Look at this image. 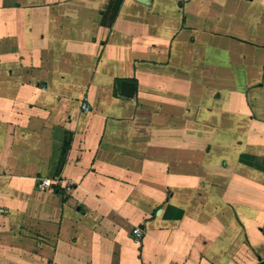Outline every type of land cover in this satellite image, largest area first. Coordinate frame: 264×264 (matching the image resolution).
Segmentation results:
<instances>
[{
    "label": "crops",
    "instance_id": "0c3cea01",
    "mask_svg": "<svg viewBox=\"0 0 264 264\" xmlns=\"http://www.w3.org/2000/svg\"><path fill=\"white\" fill-rule=\"evenodd\" d=\"M0 210V264H264V0H0Z\"/></svg>",
    "mask_w": 264,
    "mask_h": 264
},
{
    "label": "built area",
    "instance_id": "2783aa9c",
    "mask_svg": "<svg viewBox=\"0 0 264 264\" xmlns=\"http://www.w3.org/2000/svg\"><path fill=\"white\" fill-rule=\"evenodd\" d=\"M58 179H52V178H43L40 182H39V187L42 190H45L47 188H50L51 185H53L54 183H57ZM0 212H2V210H0ZM133 234L134 237L136 239H140L141 238V230L140 229H133Z\"/></svg>",
    "mask_w": 264,
    "mask_h": 264
},
{
    "label": "water",
    "instance_id": "95a60500",
    "mask_svg": "<svg viewBox=\"0 0 264 264\" xmlns=\"http://www.w3.org/2000/svg\"><path fill=\"white\" fill-rule=\"evenodd\" d=\"M122 87L124 89L123 94L128 97H132L135 91V84L131 81H123Z\"/></svg>",
    "mask_w": 264,
    "mask_h": 264
}]
</instances>
